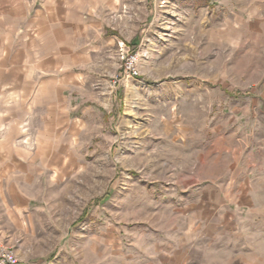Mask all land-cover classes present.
<instances>
[{
	"label": "rangeland",
	"instance_id": "obj_1",
	"mask_svg": "<svg viewBox=\"0 0 264 264\" xmlns=\"http://www.w3.org/2000/svg\"><path fill=\"white\" fill-rule=\"evenodd\" d=\"M192 2H96L117 66L82 104L64 208L10 223L18 264H264V21Z\"/></svg>",
	"mask_w": 264,
	"mask_h": 264
},
{
	"label": "crops",
	"instance_id": "obj_2",
	"mask_svg": "<svg viewBox=\"0 0 264 264\" xmlns=\"http://www.w3.org/2000/svg\"><path fill=\"white\" fill-rule=\"evenodd\" d=\"M36 1L14 0L10 8L0 9L3 242L14 229L10 223L20 218L32 223L38 215L45 230L52 208H64V178L69 173L65 166L80 163L71 156L79 143V119L87 125L80 116L93 111L82 104L99 98L94 86L102 85L104 75L110 77L117 66L119 40L103 32L113 24L109 27L92 19L98 0ZM200 2L216 3L223 20H228L229 5L244 3L249 6L244 9L247 18L264 21V0H193V9ZM257 35L264 38V29Z\"/></svg>",
	"mask_w": 264,
	"mask_h": 264
},
{
	"label": "built area",
	"instance_id": "obj_3",
	"mask_svg": "<svg viewBox=\"0 0 264 264\" xmlns=\"http://www.w3.org/2000/svg\"><path fill=\"white\" fill-rule=\"evenodd\" d=\"M137 55L128 56L124 65V73L129 77H137ZM0 264H18V258L12 246L0 241Z\"/></svg>",
	"mask_w": 264,
	"mask_h": 264
}]
</instances>
